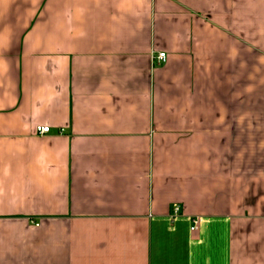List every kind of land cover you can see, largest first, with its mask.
Listing matches in <instances>:
<instances>
[{"label":"crops","instance_id":"0c3cea01","mask_svg":"<svg viewBox=\"0 0 264 264\" xmlns=\"http://www.w3.org/2000/svg\"><path fill=\"white\" fill-rule=\"evenodd\" d=\"M0 264H264V0H0Z\"/></svg>","mask_w":264,"mask_h":264},{"label":"built area","instance_id":"2783aa9c","mask_svg":"<svg viewBox=\"0 0 264 264\" xmlns=\"http://www.w3.org/2000/svg\"><path fill=\"white\" fill-rule=\"evenodd\" d=\"M154 61L156 60L159 64H166L168 61V56L165 53H160L158 54V56L153 58ZM36 133L39 136H44L50 133V128L49 127H45V126H39L36 128ZM181 214V207L178 205H175L173 207V211H172V215L171 218L175 219L177 217H179ZM198 225H199V219L198 218H193L192 219V227H191V231L195 232L198 230Z\"/></svg>","mask_w":264,"mask_h":264}]
</instances>
